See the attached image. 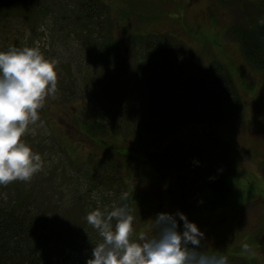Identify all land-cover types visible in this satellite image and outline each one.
<instances>
[{
    "label": "rangeland",
    "instance_id": "374dc122",
    "mask_svg": "<svg viewBox=\"0 0 264 264\" xmlns=\"http://www.w3.org/2000/svg\"><path fill=\"white\" fill-rule=\"evenodd\" d=\"M80 1L35 0L27 14H0V50L39 47L56 61L57 72L55 91L41 101L38 120L22 136L41 156V168L27 181L0 185L2 194L23 193L52 216L56 238L78 250L85 234L103 242L87 215L126 206L133 191L141 202L130 239L151 238L157 213L179 210L204 232L198 251L264 264V72L244 61L230 33L255 19L264 0H99L102 14L90 16L79 10ZM138 3L144 7L132 11ZM159 32L187 44L203 66L229 68L240 112L158 131L151 147L161 148L156 153L143 144L152 136L141 132L145 111L134 88L141 82L136 68L142 45L134 37ZM109 37L115 41L110 47L104 41ZM82 110L109 133L98 140L85 136L78 125ZM140 133L139 150L128 149ZM113 147L125 148L123 165ZM233 169L235 196L215 208L209 180ZM115 223L108 225L114 229Z\"/></svg>",
    "mask_w": 264,
    "mask_h": 264
},
{
    "label": "trees",
    "instance_id": "16d2710c",
    "mask_svg": "<svg viewBox=\"0 0 264 264\" xmlns=\"http://www.w3.org/2000/svg\"><path fill=\"white\" fill-rule=\"evenodd\" d=\"M34 1L0 0V14H14L17 11L27 14ZM98 1L81 0L77 3L79 10L90 16L88 13L92 11L102 14ZM131 6L135 12L144 7L139 3ZM257 8L255 19H246L247 25L234 26L230 33L236 38L244 61L264 72V23L260 22L264 20V10L260 6ZM134 38L140 39L142 45L143 60L136 68L141 82L136 83L134 88L145 111L141 132L152 136L151 139L146 137L143 142L146 149L157 148L156 153L160 152L161 148L158 146L151 148L155 145L153 136L158 131L168 132L178 124L182 126L190 122H210L209 117L240 112V98L232 80L233 74L224 64L211 62L208 66H203L202 58L190 50L187 44L186 46L180 40L161 32L136 35ZM104 41L109 47L115 44L110 37ZM114 110L117 111V108ZM81 112L83 117L79 118L78 125L85 136L98 140L99 134L109 133V126L106 127L103 122L94 116L90 117L83 110ZM139 140L144 141L141 133L133 138V146L128 149L139 150ZM101 141L103 147L107 148V143ZM113 150L117 153L114 157L123 165L125 148L113 147ZM153 151L155 150L149 152ZM109 165L114 167L112 161ZM233 175H238V172L234 169L233 172L223 170L209 180L211 201L215 208L225 206L230 197L235 196L231 181ZM140 202V194L129 192L125 203L133 217L135 207ZM101 212L105 217L109 213L108 210ZM112 219L107 223H115ZM52 222V216L25 200L23 193L4 196L0 190V264H87L92 249L100 242L89 240L85 234L79 242L81 246L74 250L56 238V225ZM225 256L229 264H259L255 259L239 254Z\"/></svg>",
    "mask_w": 264,
    "mask_h": 264
},
{
    "label": "clouds",
    "instance_id": "9594fccd",
    "mask_svg": "<svg viewBox=\"0 0 264 264\" xmlns=\"http://www.w3.org/2000/svg\"><path fill=\"white\" fill-rule=\"evenodd\" d=\"M56 81V61L39 47L0 50V185L27 181L40 170L41 156L22 136L38 120L41 101L55 91ZM112 218L114 229L107 223ZM153 219L156 234L132 240L133 216L125 205L106 217L99 210L90 212L87 222L100 229L103 242L92 249L87 264H229L225 255L198 251L204 232L182 211L159 212Z\"/></svg>",
    "mask_w": 264,
    "mask_h": 264
}]
</instances>
